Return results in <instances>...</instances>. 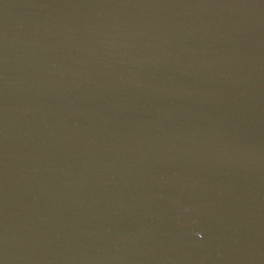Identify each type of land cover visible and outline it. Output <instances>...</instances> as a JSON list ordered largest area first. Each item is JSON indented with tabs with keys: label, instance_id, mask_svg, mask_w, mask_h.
<instances>
[{
	"label": "water",
	"instance_id": "water-1",
	"mask_svg": "<svg viewBox=\"0 0 264 264\" xmlns=\"http://www.w3.org/2000/svg\"><path fill=\"white\" fill-rule=\"evenodd\" d=\"M0 264H264V0H0Z\"/></svg>",
	"mask_w": 264,
	"mask_h": 264
}]
</instances>
